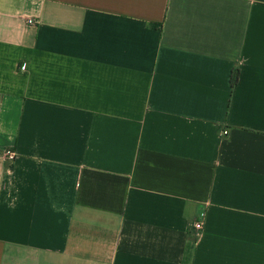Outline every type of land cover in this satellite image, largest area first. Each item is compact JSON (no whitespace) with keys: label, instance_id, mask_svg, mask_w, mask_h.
Wrapping results in <instances>:
<instances>
[{"label":"crops","instance_id":"obj_1","mask_svg":"<svg viewBox=\"0 0 264 264\" xmlns=\"http://www.w3.org/2000/svg\"><path fill=\"white\" fill-rule=\"evenodd\" d=\"M0 264H264V0H0Z\"/></svg>","mask_w":264,"mask_h":264},{"label":"built area","instance_id":"obj_2","mask_svg":"<svg viewBox=\"0 0 264 264\" xmlns=\"http://www.w3.org/2000/svg\"><path fill=\"white\" fill-rule=\"evenodd\" d=\"M34 23H35L34 21L29 20V24L32 25V24H34ZM223 134H224V135H227V134H228V131H225ZM6 155H7V158H8L9 160H11V161H15V159H16V154H15V152H13V151H7ZM206 216H207V215H206V212H202V213L199 215V218H198V220L196 221V223H195V225H194V228H195L197 234H200V233L203 231L204 226H205V222H206Z\"/></svg>","mask_w":264,"mask_h":264},{"label":"trees","instance_id":"obj_3","mask_svg":"<svg viewBox=\"0 0 264 264\" xmlns=\"http://www.w3.org/2000/svg\"><path fill=\"white\" fill-rule=\"evenodd\" d=\"M239 79H240V71L239 69H235L231 78V87L233 90L239 84Z\"/></svg>","mask_w":264,"mask_h":264}]
</instances>
